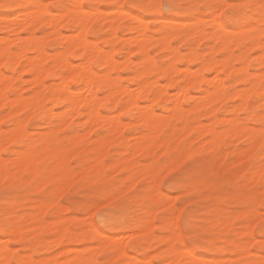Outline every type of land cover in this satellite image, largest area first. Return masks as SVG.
Here are the masks:
<instances>
[{"label": "rangeland", "instance_id": "obj_1", "mask_svg": "<svg viewBox=\"0 0 264 264\" xmlns=\"http://www.w3.org/2000/svg\"><path fill=\"white\" fill-rule=\"evenodd\" d=\"M37 2L38 0H0V41H1L0 48L3 47L4 44L8 41V45L12 48V52H15L18 49L20 50L19 48L21 46L20 44L22 43V40H25L23 42L26 43L27 41L29 43L26 44V51L28 52L26 53L27 56L29 57L30 54L33 53H35V55H37L39 52L45 53L46 52L45 50H47V52L45 53L46 56L43 55L42 53L41 54L39 53L40 57L39 54L37 55L40 58L41 63L39 60H37L38 58H36L35 55H33L35 56L33 62H38L40 63V65L45 63V65H43L42 68H44L45 66V68L47 69H52L51 71L50 70L48 71L47 69L44 68L45 71L47 70L46 71L47 73L44 74L45 71L42 70V72L44 73L41 72L42 74L41 76H39L40 77L39 80L41 79V81H39V83L38 81L35 82V80H30L33 79V76L30 72V65L28 64V61L25 60V58H22L21 56L22 54L20 53V51H18L19 53L16 52L19 55L16 54L18 55V56L15 55L16 61L12 62L15 56L11 58L12 60L10 59L9 53L11 52L8 51L11 48L7 45V47L10 49L6 50L8 52V53L6 52L7 53L6 55L5 53L2 55V52L5 51L4 49H6L7 47L6 48L4 47L3 51H1L2 48L0 49L1 52L0 69L2 72H4L2 73L0 71V73H2V75L9 76V77L7 76L8 80L5 82L8 83V81L10 80L11 82L9 83L11 84L9 86H8L9 83L7 84L6 94L7 93L9 94V95L7 94V96L10 97L8 98V100L11 99L10 104L13 103L10 106V104L9 105L7 104L8 102L7 100L4 101L3 104L0 102V147H1L0 149L8 147L9 145L12 144L13 141L7 139V136H9L12 133L14 122L18 118L20 121H23L22 123L24 124V128L26 127V129L28 130V132L26 131L28 135L31 134L30 136L32 138V141H34V143L35 141H37L36 139H38V137H42L40 138L42 139V141L40 142L39 139L38 140L39 142L35 144L33 143L31 149H34L32 150L33 152L34 151L38 152L39 150H41L40 155L43 156L41 157L38 153L40 158L37 161L36 168H40L43 175H51L52 179L47 180L46 183H44L42 181L46 180L45 177L35 176L36 177L35 178L33 176L32 179L34 180V183L31 186L28 185L27 181L23 183L17 182V184L14 187L9 188L7 192H4L6 186L3 183H0V220L7 223L9 219H13L15 221V225L13 228L14 231L17 227L16 234H13V231L10 230L9 225H7L9 229V235H6L3 231H0V246H2L4 242H6L8 243L9 247L12 248L13 251H15L16 242L22 241L23 243L20 244L21 254L30 258L32 257L31 259L35 261V264H51L52 262H53L52 264H67L65 261L69 259V256L71 258L72 256H80L83 254L84 256L87 255L86 256L87 258H89L88 254H90V256L92 255L91 257H94L93 259L89 258V260L91 259L90 260L91 262L88 260L90 264H92L94 260L100 258L102 253L108 256L111 262H116L118 260L124 259L127 260L128 262H131V264H133L132 261H134V257H137L138 259H144L145 257L150 258V256H148L149 252H152L154 256L156 255V252L153 250L164 249L166 242L169 239L167 235H164L165 226L169 222L168 220L164 219V217L169 215V212H166L165 209L170 210L172 207L173 200L175 199V195L182 194L180 188L176 185H173L171 187H164L163 189H161L160 192H156L153 190L154 187H159L158 180L163 178L162 176H160L161 170L165 168L166 165H171V167L167 168L168 171H171L172 167H175V164H173V159H175L176 164H179L184 155L187 156L189 154H197L201 157L200 176L197 181H190L189 185H191L192 183H196L201 192V195L195 197V201L197 202H194L192 199H188L187 197H185V199L187 200L193 215L197 218L198 223L205 224L210 229L212 228L213 225H216V227L210 230L209 232L205 233L209 237V239L206 240L207 242L206 241L202 242L203 246L196 247L195 250L192 251V253L195 256H198V259L204 262V264H238V262L245 259H258L261 254V249L259 247H253V245L254 244L258 245L259 241L262 239L261 234L259 233V231H256L254 234L256 239L254 240L251 239L249 235H246V233H252L253 227L259 223V217L261 214L259 211L256 210L259 208V199L257 198L258 201L256 200L254 206H250L246 204L245 201L249 199V188L251 186L250 182L255 183V180L259 179V173H257L254 178L253 175L249 173L247 158H244L243 160L240 158H234V153L236 154L237 157L239 156L237 149L239 145L245 141L247 135L244 129H235L236 127L234 126V118L236 114L239 113L241 110V109H237L238 104L240 105V103H236V98L239 97L240 92L242 93L244 89H246L245 91L249 90L250 94L247 91L249 96L251 95L254 99L258 100L259 94H257L256 92H258L259 90L261 91L263 90L259 88L261 86V83L264 82V76H263L264 63H262V60L264 59L263 58L264 54L262 55L263 56L262 59L261 58L262 53L260 52V44L258 43L260 39L259 31L257 30L259 34L255 33L257 34L258 37H255L256 36L255 35L254 39L252 35L249 36V34L247 33L249 32V29L244 28L245 31L246 30L248 31L242 34L243 30H241V27L239 26H234L232 28H229L228 30L225 29L227 31L226 33L225 30H223L224 31L222 32L223 34L220 33V35H218L217 32L220 29L219 26L214 23L213 20L214 14H210L207 11L198 12L194 9H186L180 13L177 12H164L157 14L142 13L139 14V17H141L144 20V25H146L144 27L145 29L133 28L131 27V25L134 22L127 20L124 17L123 13L120 12V10L118 11L119 8L117 6H114V5L123 4L124 0H89L91 4L95 5L97 12L96 15L92 16L93 20L91 18L87 20L88 22L86 21V23L88 24L87 25L88 27H86V23H83L85 21L80 22L73 20L74 14L71 17L70 13H72V10L70 11L68 10L70 8L64 10V11L68 10L70 13L65 12L66 13L65 14L64 11H58V12H52L50 15L44 16L40 14L36 9L31 7L32 4ZM43 2L45 4L60 3V4L70 5L77 2V0H43ZM178 2L186 3V4H203V3L224 4L225 2V6H227L226 4H230V3L258 5V3H260V0H178ZM5 4H9L12 6L4 7L3 5ZM114 8H116L117 10ZM31 9L32 11H27ZM100 9H103L104 11L103 10L101 11ZM112 10H114L115 12L114 11L112 12ZM25 11L27 12L28 16H29V12H31V14L35 16V18H32L33 21L28 22V18L31 19V17L33 16L31 15V17H28L26 19V17L24 16L26 13L25 14L23 13ZM126 11H129V14L131 13L130 15L133 14H134L133 16L137 15V12L135 10H126ZM258 12H259L258 9H253L252 12L250 13V15L252 16V20L249 22L250 26L255 27L256 29L259 28V23H260V22L257 23V21H260L258 20L259 18ZM68 13L70 15H68ZM113 14L115 18H113ZM36 16L38 17L37 19ZM49 16H51V18H49ZM153 16H156L159 19H154ZM53 17H54V21L55 19L56 20L58 19L59 21L57 20V23L50 22L51 25H49L48 23L50 20L53 19ZM149 20H151V23H149ZM75 21L80 22V24L78 23L74 24ZM255 24L257 25L254 26ZM80 26L82 28H85L84 30H86L85 31L86 33H81V34L82 36L86 34L87 38L85 36L84 38L88 40V43L90 42L92 43L95 40V42L97 41L98 43L97 46H99V48L103 47V49L100 48L101 56H103L104 53L107 52V49H110L111 52L113 53L114 58H117L118 60L117 62L119 63L118 65L116 64V66L118 68H116L115 66L114 68H112V70L110 69L111 70L110 78H113L114 81L109 78L111 81H113V83L111 84L114 83L116 84L115 87H117V84L121 80L120 82L122 84L126 86L128 84L129 89L133 88L132 90L135 93L136 89H138L139 87V86L136 87V84L140 85V83L141 82L143 83L144 81H145L144 83H146L150 78L148 85H146L147 84L146 83L145 84L146 86L144 85L145 88L143 89L142 87L143 90H139V92L141 91L140 93L137 91V93L139 94L136 95L137 98L136 102L137 104L138 103L141 104L138 105L140 106V108L142 105H143L142 107H144V105L146 107L147 104V107L148 106L149 107L145 109L146 111H149V108L151 107V109L153 108L152 110L155 111L154 112L155 115L160 114V117L157 115L161 121L158 124V126L159 125L161 126L160 131L158 127L157 129L153 128L154 131H152V129H150L151 128L150 126L148 127L150 129L148 132L147 126L145 127L144 124L140 122V120H138V118H136L134 115H130L129 112H127L128 110L123 109L121 111V109L123 108L122 102L127 97L126 94L122 92H121L122 94H120L118 93V91L117 93L115 92L117 95L116 94L112 95V98L114 97L112 100L113 103L115 101V104H113L110 101V103H107L108 105L105 104L107 106L106 108V106L104 107V104H102L103 102H101L99 104L100 106L98 107V110L102 113V115H104V117L105 116L108 117V118H104L105 120L110 119L109 123L112 122V120L115 121V118L111 119L113 115H116L117 117L119 115L120 117L119 120L121 121L120 124L123 123L122 125L119 126L121 129L120 128L115 129V127L112 126V124L108 126V122H107L108 120L105 121L103 118L100 121L98 120L99 119L98 118L96 124L93 122H88L87 120L88 117H86L87 113H85L86 111L84 109H82L83 112L85 111L84 113L83 112L76 113L75 115L71 114L73 116L66 115V117L63 116L62 119L61 116H59L58 118H60V120L57 118H53L52 121H49V119H47V117L45 116L39 117L37 116V114H31V112L28 111L29 108L26 109L24 108L23 110H21L22 108L18 106L20 110L18 109L17 107L18 104L15 103L16 97L18 98L22 97V99L20 98L21 100L24 99L26 100V98L29 97V99L31 98V102L34 106L36 105L40 107L46 105L49 106L51 103L47 102V100L44 99L43 95L40 94L43 91L45 92V95L48 94L52 86L54 87L56 84L58 85V83H60L58 80L59 78L56 76V74H54L57 72L54 70L59 71L60 69L58 67L60 68L63 67L65 60L68 59H70L68 61L69 63L72 64L73 62L74 66L73 65L72 66L75 68L76 66H79L75 64H79V61L81 63V61L85 59V57H87V54L88 55L90 54L89 52L91 51L89 49H87L88 50L87 52L86 49L84 48L80 49V46L78 48L77 47L74 48L75 51H77L76 53L78 54L75 55L74 53L76 57L72 55L73 52L68 53L67 51L68 55L65 54V56L63 54V52L66 53V49L68 47L73 45V40L75 39V37H77V35L75 36L74 32L77 33V31L81 29V28L79 29ZM217 26L218 28L215 29V27ZM19 27L22 28L20 29ZM142 29H144L143 32L145 34L143 32L141 34H143V36L147 35L148 40H150L149 42L147 40L148 42L147 44L143 42V45L146 44L144 46L148 48L147 50L149 53L148 56L150 57L149 59L151 60L146 59L148 58L146 57L148 53L144 55L145 53L142 54L141 50H140L141 55L139 53V48L137 46V43L140 37H142V39L141 38L140 39L143 40V36L142 35L138 36V34H140V30L142 31ZM81 31L83 32V29ZM201 31L202 33H200ZM219 32H221V30ZM164 33H166L165 34L167 35L166 37H164L165 36L163 35ZM172 33H174L175 35ZM240 33L244 35L243 37L247 36L245 40H241L243 38L241 37L242 35ZM237 34L241 35L240 36L241 39H239L240 37L237 36ZM31 36L34 37L33 39L31 38L32 41H30ZM215 36L217 37L215 38ZM223 36L227 37L228 40ZM28 37L29 39H27ZM63 37H67L68 40H66L65 42L66 38ZM73 37L74 39L72 40ZM134 37L137 40L133 42L132 38ZM168 37L170 38V42L167 41L169 39ZM9 38L12 42L9 40ZM62 38L64 39L63 40L64 42L62 41ZM219 38L222 40H219ZM146 39L147 38L145 37L144 41ZM224 41H226L227 44H225L226 43L225 42L223 45ZM95 42L93 44L90 43L89 45H94ZM252 43L253 44L255 43L254 46ZM41 46L43 47L41 48ZM94 46H96V44ZM110 46L112 48H110ZM135 46L137 47V50L133 51L134 49H136ZM170 46L171 47L174 46V47L168 50ZM216 47L219 48L218 51ZM37 48L39 49V52L38 51L35 52ZM146 48L143 49V52L146 51L145 50ZM92 49H98V48L93 47ZM130 49L132 50V53ZM190 51H192L193 55L191 54ZM61 52L64 57V60L63 57L60 56ZM13 54L15 53H12V55ZM150 55H152L155 60ZM251 55L252 57H249ZM2 56L4 57V59ZM57 56L59 57L58 60H57ZM143 56H145L146 58H144ZM60 57L62 58V60H60ZM126 58L127 60L129 58V60L127 61ZM206 59L209 61L211 60L212 62L211 61L210 62L214 66L218 64L216 63V61H218L219 63L221 62L222 67H220L221 65L218 64L217 66V68H219L218 72L216 70L217 68L214 69L216 66L213 69L206 68L205 70H203L205 78L207 77L208 79L209 78L211 79L212 77L211 80L213 82V80L220 77L221 80L220 82H222L223 80V83L221 84L225 86L220 84L221 86H219L220 88L218 89L224 91L221 97H218L217 100L210 101V103L207 104L206 106H198L195 103L199 100V99L197 100V98L201 99L205 95L204 90H206L208 86H209L208 89H212L213 87L212 82H209L211 80H208L207 78H206L207 80H205L204 78L205 80L204 81L202 79V76H200L201 73L203 72L199 66H201L202 64L204 65ZM3 60L5 62H2ZM30 60L32 62L31 58ZM172 60L173 62L174 60H176L174 63H172L173 65H171L170 63L172 62ZM222 60L224 62H222ZM121 61H123V63ZM150 61L151 62L153 61L152 64L153 66H151ZM7 62L8 64L9 63L11 64V68H9L10 64L8 65ZM214 62L216 64H214ZM55 63L59 66L55 65ZM99 63L100 62H98L97 59L94 58L92 60V65H91L92 68L94 67V70H96L98 74L102 73L101 75H103L106 71H107L106 73H108L109 69L107 68V66L104 64H100L101 65L100 66L98 65ZM200 63L201 65H199ZM222 63H226L224 68ZM242 63L244 64L246 63L245 65L247 67L246 66L245 67L247 70H245V68L244 70L240 69L241 70L240 72L239 68L237 67L240 68L243 67L244 65L241 66ZM26 64L29 68L26 66ZM175 64H177L179 68H176L177 70L173 68L172 70V66L175 67ZM231 64L232 67H230ZM168 66L170 68H168ZM53 67L56 68L53 69ZM184 67L185 68L191 67V70L189 71L190 72L193 71L195 74L199 72L198 69H200L201 73L199 72V74L197 73V75L191 72L192 74H194L195 77L197 76L199 78L196 79L197 77L195 78L193 75L190 77L191 74L188 73L189 75V76L187 75L188 77L195 78L192 80L193 82L191 81L190 83L187 80V82L189 83L188 84L185 81L187 76L184 79L180 78V76L181 77L183 76V72L181 71V69L183 70ZM220 68H222V70ZM143 69H147V70L142 72ZM169 69L172 70L171 71L172 73H174L173 75L171 73L172 75L171 77H170ZM178 69H180V71H178ZM196 69L197 71L195 72ZM174 70H176L177 72ZM52 71L54 73H51ZM66 72L67 71L64 72V75H66L65 74ZM116 73H118L120 76L117 75ZM259 73L261 74L260 78L262 76L263 77L261 78V81L255 82V80H258L257 78H259ZM10 74L12 75V77ZM43 74L45 76H43ZM68 74L69 73L67 72V75ZM129 75L131 77H129ZM217 75L218 77H215ZM156 76L158 78H154ZM241 76L243 78H240ZM66 77L68 82L72 85V87H75L74 80L68 79V76ZM118 77L120 79H118ZM237 77H239V80L237 79ZM103 78H105V75L103 76ZM103 78L101 76V79ZM115 78L117 82H115ZM109 79L107 81L105 79L106 84L108 82L110 83ZM155 79L160 82L161 86H163V89L164 88L166 89V92L165 89L163 90L165 94H161V90L160 93L158 92V88L160 89L161 87H159V84L157 85V82L154 85L153 80ZM200 79L203 80L201 81L200 84L201 87L198 85ZM134 80L136 83H134ZM167 80H169V82ZM32 81L37 84L33 83ZM250 81L252 82L254 81L255 84L251 83ZM151 82L153 84H150ZM3 83L4 82L2 81L1 83L2 86L4 85ZM109 83L108 85L110 86V89H112V87L114 88V86L111 87V84ZM184 83L186 85L188 84L187 89L189 91L187 90V94L189 92L190 94L186 95V97H184L183 99L180 91L182 92L181 87L185 85ZM250 83L252 84L251 85L252 90L249 89L251 88ZM122 84H119L121 85V88L122 86L124 87V85ZM253 84L255 85L254 87ZM133 85H135L136 88ZM126 86L125 88H127ZM203 87L206 88H204L203 90ZM3 88L1 87V89ZM106 89H107L106 86L100 88L98 90V96L100 95L99 97L101 98L106 97L109 93ZM156 89H157L156 94L157 92L160 94L159 97L152 96L153 90L155 93ZM145 90L146 91L149 90L148 91L149 93L148 92H147L148 94L145 93L146 92ZM175 90L177 91L179 90V91L176 93ZM38 91L39 93H36ZM114 91L112 89V92ZM44 92L42 94H44ZM233 92L235 93L233 94ZM178 93L179 95H176ZM173 94H175L176 98L180 96V98L177 100L178 101L180 100L179 102H181L182 105L181 104L179 105L183 106L181 107L182 108L181 112L179 107L177 108L179 109V111L176 109V112L177 114L179 112V115H176V113L171 112L172 109L174 111V107L170 109L171 110L170 113H172L175 116L170 115L169 110H166V108L164 107L162 108L163 105L166 106L168 104L167 105L168 108L171 107L170 105L174 104V102L172 101V99L174 100ZM38 96L39 99L37 100ZM146 96H150V98L155 97L157 99L152 101V99ZM156 96H158V94ZM248 97L247 100H245L246 101L245 104L251 103ZM43 100H45V102ZM36 101L37 104H35ZM176 103L178 104V102ZM5 104L8 106H6ZM230 104L232 105V107H229ZM13 105L15 107H12ZM50 106H52V110L54 109L56 112L58 111L63 112L61 110L66 111L68 109L67 106H65L66 107L65 108L64 105L56 104V103H52ZM260 107H261L260 103L253 104V108L257 112H259ZM114 112L119 114H115ZM109 115L111 118L109 117ZM16 116L17 118H15ZM227 116L229 117L227 118ZM101 117L102 116H100V118ZM202 122L203 124L205 123L204 124L205 126L203 127H202L203 125ZM193 124L195 125L193 126ZM88 125H91V127ZM211 125L216 130L218 129L217 131H221L222 129H224L225 131L226 127L227 130H229L228 128L230 126L232 127L234 126V128L231 127V129H235L236 132L227 131L224 132L225 134L226 133L227 134L223 135L222 133L223 130H222L220 135H222L223 138H221V141L217 145H214L212 144L213 142H211L209 139L210 135L207 133V131H205V129L207 130V128H211L212 127ZM111 126L114 128H112ZM190 126H192L193 129ZM199 127L200 128L202 127L203 129L199 130ZM88 128L91 131L89 130V132H87ZM46 129L48 130L46 131ZM117 129H120L118 130V132L120 133L117 132L118 134L114 135ZM22 130L24 129L22 128ZM111 130H115V131L112 132ZM157 130L159 132H157ZM250 131L252 133L253 132L255 133V130H250ZM65 132L69 134L66 135ZM150 132H152L154 135L151 133L152 135H149L150 138L149 136H147L148 137L147 138L145 135L150 134ZM137 134L139 135L143 134V135L141 137ZM137 136H139V138H142L143 140L139 138L138 139L144 141V143L142 142L143 146L141 143L139 147L134 148L136 145L135 143L139 142ZM152 136H154L152 138L153 140L151 139ZM143 137H145L146 139ZM102 138L103 139L107 138V139H105L104 141L106 142L102 143L101 145ZM2 139L5 140L2 141ZM98 140L100 143H98ZM107 140L109 141V144H107L108 143ZM156 142H158L159 144ZM44 145L48 147L46 148L45 146L43 148ZM258 146L259 145H257V147ZM38 147H40V149H38ZM59 147H60V154L57 152V148ZM133 149H135L134 152ZM63 153L64 155H62ZM180 153H182L183 156H181ZM98 154L100 158H98L97 160L96 157H98L97 156ZM59 155L61 158L62 157L65 158V159L62 158L63 159L62 161H65L62 162L64 163L63 165H60L61 162L58 161ZM55 158L58 160H56V162L51 167H48L45 170V165L48 163V161H52ZM73 158H75V164L70 167L69 162L73 161ZM162 160L165 161V164L160 163V161ZM105 161H111V163L106 164ZM145 161H147V163H145ZM58 162L60 164H58ZM3 163H6V161H3ZM120 166L123 168H121ZM74 168H78V171L74 170ZM2 179L3 177H0V180ZM137 181H141L143 187L140 188L139 185H137V190L135 192L130 191L133 188V185H135ZM205 181L208 183H206ZM97 182L102 183L104 186L108 188V193L103 203H100L99 199L96 196H93L91 194H84L88 192V189L91 185ZM9 183H12L11 178L9 179ZM46 185L50 188L49 197L48 200L45 201L46 204L44 203L45 205L44 204L41 205V203H43L44 200L37 199L36 193L38 192V190L44 189ZM124 185H127V187H124L123 191H121V188ZM189 190H191V187H189ZM69 192L72 193L71 197L65 199L64 203H60L61 197H65V195ZM222 194L224 196H222ZM253 195L258 197L259 193H253ZM75 201H80V203L77 204L75 203ZM89 201H92V203H89ZM145 204L148 205V208H145L143 206ZM95 207L96 209H94ZM181 207H183V205H181ZM133 209L135 210L134 215L141 219H139L136 222H129L128 217L133 214ZM146 209H150L149 211H151V213L147 214L145 212ZM153 210H155V213L153 212ZM98 211L102 213L105 217L116 216L117 214L121 215L120 217L122 220L121 226L115 227V226H106L104 224H101L94 215ZM177 215H179L178 210H177ZM151 216L153 218L150 221ZM58 217L61 218L58 220L57 219ZM222 219L224 220L226 219L227 221H225L224 224H221ZM60 220L65 225L68 226L69 231L67 236L63 238L62 242L58 243L56 242L57 241L56 236L58 234L56 223ZM157 221H159V223H157ZM37 223H39L41 226H39V224ZM92 223L98 226L99 231H94L93 229H90V227H92ZM33 224H35L36 226L35 228ZM227 224L228 227L226 229ZM31 225L33 226L31 227ZM146 226H148L147 229ZM39 227H41L40 230ZM248 227L251 230V232L250 230H248ZM245 230L247 231L245 232ZM241 231L244 233H242ZM131 232L132 234H134L133 232H138L139 234L137 235L135 233L136 235L131 236L130 235ZM153 232H155L156 234H153ZM15 236H17L18 239H15L16 238ZM110 236L111 237L113 236V238L115 237V239L112 240ZM117 236L118 237L120 236L119 238L121 240L123 239L122 240L123 242H121ZM109 239H111L112 241L111 243H109L110 242ZM116 239L117 241L119 240L120 243L114 241ZM107 240H109V242ZM251 240H254V242L251 243L250 242ZM130 241H133L134 243L130 244L129 243ZM123 243H124L123 246L124 249H125V245H129V246L127 247V249H125V255L119 256L117 255L118 252L117 245L118 244L122 245ZM87 246H89L88 248H90L91 246L92 247L88 249ZM67 247L68 248L72 247L73 249L74 248L75 249L73 251H68ZM83 247L86 249L83 250L84 249ZM8 255L11 258V254L9 253ZM0 257H1V250H0ZM45 258H46V263H45ZM42 260H44V262ZM140 263H141L140 260H137L135 262V264H140ZM87 264L89 263L87 262Z\"/></svg>", "mask_w": 264, "mask_h": 264}, {"label": "snow or ice", "instance_id": "obj_2", "mask_svg": "<svg viewBox=\"0 0 264 264\" xmlns=\"http://www.w3.org/2000/svg\"><path fill=\"white\" fill-rule=\"evenodd\" d=\"M4 7H11L12 5L5 4ZM119 8L127 20L133 21L131 25L133 28H143L144 20L139 18V14L142 13H164V12H183L186 9H194L196 11H207L213 15L214 23L219 26L221 31L225 29L232 28L234 26H239L242 28L249 29L248 34L254 35L258 30L260 33V39L258 43L260 44V52L264 54V0H260L258 5L254 4H224L219 3H203V4H186L178 2V0H124L123 4L114 5ZM32 8L36 9L40 14L47 16L52 12L64 11L70 8L74 14V20L76 21H87L96 15L95 5L91 4L89 0H77L73 4H60V3H49L45 4L43 0H38L37 3L31 5ZM253 9H258L259 11V28L256 29L250 26V21L252 16L250 13ZM135 10L137 12L136 16L130 15L129 11ZM113 18H115L113 14ZM154 19L158 17L153 16ZM151 23V20H149ZM264 63V60H262ZM251 67V66H250ZM239 79V77H237ZM261 89H264V82L261 83ZM241 97L236 98V103H240ZM251 103L244 104L240 112L236 114L234 118V126L237 129H244L247 133L246 139L241 143L237 149L239 156L237 157L234 153V158L244 159L247 158V164L249 172L255 178V175L259 173V179L255 180V183H251L249 188V199L245 201L246 204L254 206L257 198L259 199V208L256 209L260 212L259 223L253 227L252 233H246L251 239H254L255 232L259 231L262 239L259 241L258 245L254 244L253 247H259L261 249V254L258 259H245L238 264H264V91L259 94L258 100L254 99L251 95L248 97ZM260 103L261 107L259 112L254 110L253 104ZM229 107H232L230 104ZM258 117V119H257ZM250 130H255L252 133ZM27 131V129H25ZM65 134H69L65 132ZM257 145H259L257 147ZM183 156L182 153H180ZM0 161H6L4 164H0V183H3L6 188L5 192L9 188L14 187L17 182L23 183L28 182L31 186L34 183L32 179L33 176H42L40 168L33 169L32 161L33 156L31 149L29 147V142L27 137H23L19 140H13L12 144L8 147L0 149ZM43 163V162H41ZM55 162L48 161L45 165V170L51 167ZM106 164H110L111 161H105ZM147 163V161H145ZM161 164H165V161H160ZM75 164V158L73 161L69 162V166ZM173 164L171 171L167 168L171 165H166L165 168L161 170L160 176L163 178L159 180V187H154V191L160 192L164 187H171L176 185L180 188L181 195H175L171 209H165L169 212V215L164 217L168 220V224L165 226L164 235L169 237L168 241L163 250L155 249L156 255H152V252L148 253L151 259L145 257L142 264H204V262L192 258L191 253L196 247H202L204 241L208 240L209 237L205 234L210 230L214 229L216 225H213L210 229L205 224H200L197 222V218L193 215L191 208L188 205L187 200L192 199L194 202L195 197L201 195V192L196 183L189 185L190 181H197L200 176L201 171V157L197 154H189L184 156L179 164L175 163L173 159ZM78 171V168H74ZM11 178L12 183H9ZM115 179V178H114ZM137 185L140 188L143 187L141 181H137L133 188L130 190L135 192L137 190ZM127 185L122 186L123 188ZM191 187V190H189ZM50 188L46 185L44 189L38 190L36 193V198L39 200L47 201L49 197ZM108 193V188L102 183L97 182L91 185L87 193L96 196L100 203L104 202ZM253 193H259V196L253 195ZM71 192L67 193L65 197H61L60 203H64L65 199L70 198ZM79 204L80 201H75ZM92 203V201H89ZM183 205V207H181ZM148 208V205H143ZM150 210V209H148ZM177 210H179V215H177ZM133 214L128 217L129 222L138 221L139 217ZM96 219L106 226H120L122 221L120 218L108 219L99 211L94 214ZM159 223V221H157ZM2 230L6 235H9V229L7 223ZM153 234H156L153 232ZM11 239V237H10ZM22 241L16 242V250L13 251L9 247L8 243L3 245L4 258L0 259V264H35L30 257L22 255L20 252V244ZM133 244V241L129 242ZM129 245H125L127 249ZM8 253H11V258H9ZM92 264H130L127 260L121 259L116 262H111L109 257L101 254L99 259H96Z\"/></svg>", "mask_w": 264, "mask_h": 264}, {"label": "bare ground", "instance_id": "obj_3", "mask_svg": "<svg viewBox=\"0 0 264 264\" xmlns=\"http://www.w3.org/2000/svg\"><path fill=\"white\" fill-rule=\"evenodd\" d=\"M259 2V1H258ZM76 3V2H75ZM227 3V2H226ZM223 4V3H222ZM259 4V3H258ZM224 5H225V2H224ZM227 5V4H226ZM117 8V7H116ZM116 8H114V9H116ZM96 9V8H95ZM112 9V8H111ZM69 11L71 10V9H68ZM64 11V13L65 12H69V11ZM99 10V9H98ZM101 11L103 10V9H100ZM117 10V9H116ZM27 11H32V9L31 10H27ZM104 11V10H103ZM114 10H112V12H113ZM118 11H119V9H118ZM34 12V11H33ZM58 12V11H57ZM97 12V11H96ZM115 12V11H114ZM121 12V11H120ZM119 12V13H120ZM19 13V12H18ZM21 13V12H20ZM25 15V17H26V19L28 18V17H31V12H29V16L27 15V12L25 11V12H23ZM70 13V12H69ZM68 13V15H70L71 14V17H72V15H73V13H70L69 14ZM117 13V12H116ZM259 13V12H258ZM66 14V13H65ZM131 14V13H130ZM14 15H15V13H14ZM18 15V14H17ZM27 15V16H26ZM134 15V14H133ZM19 16V15H18ZM23 16V15H22ZM33 16V15H32ZM51 16H53V15H51ZM51 16H49V18H51ZM74 16V15H73ZM14 17V16H13ZM25 17H24V19H25ZM54 17H56V16H54ZM54 17H53V21L52 20H50L49 21V25H51L50 24V22H56L57 23V20L55 19V21H54ZM70 17V18H71ZM256 17V16H255ZM32 18H35V16H33V17H31V19ZM38 17L36 16V19H37ZM48 18V17H47ZM140 19H142L141 17H139ZM207 18H209V17H207ZM30 18H28V22H31V21H33V19L31 20H29ZM36 19H34V20H36ZM159 19V18H158ZM257 19V18H256ZM74 20V19H73ZM72 20V21H73ZM92 20H93V18H92ZM91 20V21H92ZM258 20H259V18H258ZM24 21V20H23ZM59 21V20H58ZM147 21V20H146ZM169 21V20H168ZM175 21V20H174ZM185 21V20H184ZM191 21V20H190ZM36 22V21H35ZM66 22V21H65ZM76 22V21H75ZM74 22V24H80V22H76L75 23ZM88 22V21H87ZM256 22V21H255ZM258 22H260V21H257V23ZM83 23H86V21L85 22H83ZM180 23H181V21H180ZM26 24V23H25ZM31 24V23H30ZM36 24V23H35ZM58 24H59V22H58ZM58 24H57V26H58ZM73 24V25H74ZM145 24H147V23H145ZM184 24V23H183ZM252 24V23H251ZM54 25V24H53ZM85 25V24H84ZM84 25H83V27H84ZM88 24L86 23V27H88L87 26ZM253 25V24H252ZM257 24H255L254 26H256ZM48 26V25H47ZM55 26H56V24H55ZM78 26V25H77ZM112 26H114V25H112ZM146 26V25H145ZM144 26V27H145ZM143 27V28H144ZM20 28V27H19ZM22 28V27H21ZM20 28V29H21ZM71 28V27H70ZM81 28V29H80ZM110 28V27H109ZM115 28V27H114ZM216 28H218V26L217 27H215V29ZM255 28V27H254ZM35 29V28H34ZM79 29L80 30H76L77 31V33H79V34H77V33H75L74 32V34H75V36L77 35V37H75V39H74V37L72 38V40H73V45L72 46H70V47H68L67 49H66V53L65 52H63V54H64V56H65V54H67L68 55V53L70 52V53H72L73 52V56L74 57H76L75 55H78L76 52L77 51H75V47H79L80 46V49H86V51L88 52V50L87 49H89L91 52H89L90 54L88 55L87 54V57H85V59H83L82 61H81V63H80V61H79V64H75V65H79V66H76L75 68L73 67L74 66V64H73V62H72V64L71 63H69L68 61L70 60V59H68V60H65V63L63 64V67H58L60 70L59 71H57V70H54V71H56L57 73H54L53 71L51 72V73H54V74H56V76L59 78L58 80H59V82L60 83H58V85L56 86H52V88H51V90L49 91V93L48 94H46L45 95V92H44V94H40V95H43V97H44V99L45 100H47V102H50L51 104L52 103H56V104H61V105H64V107L65 106H67V110L66 111H64V110H61V111H63V112H56L54 109V112H53V110H52V106H48V105H46V106H43V107H40V106H38V105H36V106H34L33 104H32V102H31V98L29 99V97H27L26 98V100L24 99V100H21L22 99V97H20V98H18V97H16V102L15 103H17L18 105H17V107L19 106V107H21L22 109L21 110H23L24 108L26 109V108H29L28 109V111H30L31 112V114H37V116H39V117H47V119H49V121H52V119L53 118H57V119H59L60 120V118H58L59 116H61V119L63 118V116L64 117H66V115L67 116H69V115H71V114H73V115H75L76 113H82L83 112V110L82 109H84L85 111V113H87V116L86 117H88V122H93V123H95L96 124V121H100V120H102V118L104 119V118H108V117H104V115H102V113L98 110V107L100 106L99 104L101 103V102H103L102 104H104V107L106 106V105H108L107 103H110V101L113 103V98H112V95L113 94H116L117 93V91H118V93H120V94H122V93H124V94H126V99H124L123 100V104H122V106H123V108L121 109V111L124 109V110H128L127 112H129V114L130 115H134L136 118H138V120H140V122H142L143 124H144V126L146 127L147 126V128L148 127H150L151 126V128L150 129H152V131H154L153 130V128H155V129H157V127H158V129H159V131H160V128H161V126L159 125L158 126V124H159V122H161L160 121V114H157V115H155V111L154 110H152L151 109V107L149 108V111H146L145 109L146 108H148L147 107V104H146V102H145V104H146V107H145V105H144V107H142L141 106V108H140V106H138V105H141V104H137V98H136V95H138L140 92H139V90H143L144 88H145V86L146 85H148V82H149V79H148V82H146V83H140V85L138 84H136V87L137 86H139L138 87V89H136V91H135V93H134V91L132 90L133 88H131V89H129L128 88V84H127V86L126 85H124V84H122L120 81H119V83L117 84V87H115V83L114 84H111V83H113V78H110L111 76V74H110V71L112 70V68H114L115 66H116V64L118 65V63L119 62H117L118 60H117V58H114V56H113V53L111 52V50L110 49H107V52H105L104 50V55L103 56H101L100 54H101V50H100V48H99V46H97V41L95 42V40H94V42H95V44H96V46H94V45H89L90 43H88V40L86 39L87 38V36H86V34L84 35L86 38H84V36H82V34L81 33H86L85 31L86 30H84L85 28H82L81 26L79 27ZM83 29V32L81 31ZM145 29V28H144ZM144 29H142V31L140 30V34H138V36H143V34H141L142 32H143V30ZM246 29V28H245ZM115 30V29H114ZM204 30V29H203ZM202 30V31H203ZM228 30V29H227ZM237 30V29H236ZM239 30H240V28H239ZM238 30V31H239ZM241 30H243V33L242 34H244L245 32H247L248 30H244V28L242 29V27H241ZM80 31V32H79ZM202 31L200 32V33H202ZM205 31V30H204ZM220 31V30H219ZM218 31V32H219ZM113 32H115V31H113ZM217 32V34L218 35H220V33L221 34H223L222 32H224V31H221V32H219L218 33ZM227 31L225 30V33H226ZM57 33V32H56ZM144 33V32H143ZM197 33V32H196ZM230 33V32H229ZM248 33V32H247ZM246 33V34H247ZM255 33H257V34H259L258 33V31L257 32H255ZM19 34V33H18ZM60 34V33H59ZM72 34V33H71ZM70 34V35H71ZM73 34V35H74ZM81 34V35H80ZM116 34V33H115ZM145 34V33H144ZM148 34V33H147ZM166 33H164L163 35H165ZM172 34H174V33H172ZM241 34V33H240ZM238 35L237 34V36H241V35ZM257 34H254V35H252V37H253V39H254V36L255 37H258L257 36ZM27 35V34H26ZM72 35V36H73ZM132 35V34H131ZM136 35V34H135ZM153 35V34H152ZM175 35V34H174ZM210 35V34H209ZM16 36H18V35H16ZM21 36V35H20ZM62 36V35H61ZM65 36H66V34H65ZM109 36V35H108ZM120 36V35H119ZM130 36V35H129ZM161 36V35H160ZM167 35H165L164 37H166ZM169 36V35H168ZM171 36H173V35H171ZM244 35H242L241 37L243 38V39H241V37L239 38V39H241V40H245L246 39V37L247 36H245V37H243ZM250 36V35H249ZM4 37V36H3ZM24 37V36H23ZM22 37V38H23ZM26 37V36H25ZM36 37V36H35ZM121 37V36H120ZM132 37V36H131ZM131 37H130V39H131ZM145 37L147 38L145 41H144V39H145ZM170 37V36H169ZM168 37V38H169ZM199 37V36H198ZM197 37V38H198ZM217 36H215V38H216ZM224 37V36H223ZM228 37H229V35H228ZM6 38H8V37H6ZM5 38V39H6ZM16 38V37H15ZM31 38L33 39L34 37H30V41H32L31 40ZM63 38H66L65 39V42H66V40H68L67 39V37H63ZM62 38V41L64 40ZM68 38H69V36H68ZM135 38V37H134ZM132 38V41L134 42V41H136L137 39L135 38ZM139 38V37H138ZM141 39H142V37H140ZM138 39V43H137V46H138V48H139V53H140V50L142 51L141 53L143 54V53H145L144 55H146L147 53H148V48H146V46H144V45H146L150 40H148V36L147 35H145V36H143V40H141V39ZM151 38V37H150ZM171 38V37H170ZM170 38L167 40L168 42H170ZM212 38V37H211ZM224 38H227V37H224ZM251 38V37H250ZM2 39V38H1ZM18 39V38H17ZM27 39H29V37L27 38ZM134 39V40H133ZM199 39V38H198ZM238 39V40H239ZM7 40V39H6ZM9 40H10V38H9ZM20 40V39H19ZM40 40V39H39ZM128 40V39H127ZM140 40H141V42H140ZM147 40H148V42H147ZM216 40V39H215ZM219 40H222V39H220L219 38ZM227 40H228V38H227ZM226 40V41H227ZM258 40V39H257ZM257 40H256V42H257ZM11 41V40H10ZM23 41H25V40H22V43L20 44L21 46L19 47L20 48V50L18 49L17 51H15V52H12V48L8 45V41L4 44V46L3 47H1L2 48V50L1 51H3V49H4V47L6 48L7 47V45L11 48H6V49H4L5 51H3L2 52V55L5 53V55L8 53V52H11V53H9L10 54V59L13 57V56H15L16 54H18L19 52L18 51H20V53L22 54L21 56H22V58H25V60H27L28 61V64L30 65V72H31V74H32V76H33V79H30V80H35V82H37L38 81V83H39V81H41V79L39 80V76H41V74L42 73H44V72H42V70L43 71H45L44 70V68H45V66H44V68H42L43 67V65H45V63L44 64H41L40 65V63H41V61H40V54L42 53H40L39 52V49L37 48V50L35 51V52H39L38 54H39V57L37 56V55H35V53H33V54H30V58L32 59V62H31V60H30V58L27 56V54L26 53H28L27 51H26V44L28 43L27 41H26V43L25 42H23ZM29 41V42H30ZM61 41V40H60ZM131 41V42H132ZM226 41H224L223 42V45H224V43L226 42ZM1 42V41H0ZM12 42V41H11ZM11 42H9V43H11ZM64 42V41H63ZM94 42H92L91 44H93ZM132 42V43H133ZM143 42L144 43H146V44H144L143 45ZM167 42V43H168ZM31 43V42H30ZM38 43V42H37ZM40 43V42H39ZM29 44V43H28ZM114 44V43H113ZM134 44V43H133ZM169 44V43H168ZM199 44V43H198ZM225 44H227V42L225 43ZM253 44V43H252ZM255 44V43H254ZM254 44H253V46H254ZM6 45V46H5ZM18 45V44H17ZM39 45H41V44H39ZM222 45V44H221ZM89 46H90V48H89ZM101 46V45H100ZM144 46V47H143ZM178 46V45H177ZM252 46V47H253ZM256 46V45H255ZM258 46V45H257ZM39 47V46H38ZM43 46H41V48H42ZM94 47H96V48H98V49H92V48ZM136 47V46H135ZM148 47V46H147ZM174 47V46H173ZM173 47H169L168 48V50L169 49H171V48H173ZM208 47H210V46H208ZM223 47V46H222ZM0 48V49H1ZM110 48H112L111 46H110ZM114 48H116V47H114ZM144 48H146L145 50L147 51H145V52H143V49ZM217 48V47H216ZM234 48V47H233ZM11 51H10V50ZM32 49H33V47H32ZM73 49V50H72ZM101 49H103V47L101 48ZM131 49H133V48H131ZM130 49V50H131ZM218 49L219 48H217V51H218ZM6 50H9L8 52L6 51ZM31 50V49H30ZM110 50V51H109ZM115 50V49H114ZM135 50H137V47H136V49H134L133 51H135ZM41 51V50H40ZM46 52H47V50H45ZM63 51H64V49H63ZM67 51H68V53H67ZM79 51V50H78ZM112 51H113V49H112ZM189 51V50H188ZM7 52V53H6ZM16 52H18V53H16ZM45 52V53H46ZM87 52H85V53H87ZM191 52V54H192V51H190ZM189 52V53H190ZM204 52V51H203ZM202 52V53H203ZM215 52H216V50H215ZM1 53V52H0ZM12 53H15V54H13L12 55ZM45 53H42L43 55H45ZM74 53H75V55H74ZM80 53V52H79ZM103 53V52H102ZM131 53H132V50H131ZM130 53V54H131ZM141 53H140V55H141ZM201 53V54H202ZM229 53V52H228ZM228 53H227V55H228ZM4 55V56H5ZM19 55V54H18ZM18 55H16V56H18ZM33 55H35L36 56V58H38L37 60H39L40 61V63H38V62H33V59H35L34 57L35 56H33ZM42 55V56H43ZM58 55H59V53H58ZM66 55V56H67ZM129 55V54H128ZM149 55V53L146 55V57H148V58H146L145 56H143L144 58H146L147 60H151V59H149L150 57L148 56ZM193 55V54H192ZM254 55V54H253ZM263 54H261V58L263 57L262 56ZM8 56V55H7ZM6 56V57H7ZM16 56L13 58V60H12V62L13 61H16ZM46 56V55H45ZM60 56L61 57H63V55H62V52H61V54H60ZM152 58H153V56L152 55H150ZM188 56V55H187ZM189 56H190V54H189ZM188 56V57H189ZM212 56H213V54H212ZM257 56V55H256ZM3 57V56H2ZM33 57V58H32ZM55 57H56V55H55ZM60 57V60H62V58ZM77 57H79V56H77ZM142 57V58H143ZM216 57V56H215ZM215 57H213V58H215ZM249 57H252V55L251 56H249ZM19 58V57H18ZM21 58V57H20ZM69 58V57H68ZM94 58H96L97 59V61L98 62H100L98 65H100V64H104V65H106L107 66V68L109 69V71H108V73H104L103 75H101L100 73L98 74V72H96V70H94V67L92 68V60L94 59ZM143 58V59H144ZM217 58V57H216ZM258 58H259V56H258ZM264 58V57H263ZM262 58V59H263ZM3 59H4V57H3ZM59 59V57L57 56V60ZM154 59V58H153ZM173 59V58H172ZM184 59V58H183ZM219 59V58H218ZM221 59V58H220ZM242 59H243V57H242ZM261 59V60H262ZM8 60H9V58H8ZM24 60V59H23ZM46 60V59H45ZM63 60H64V57H63ZM126 60H127V58H126ZM128 60H129V58H128ZM127 60V61H128ZM131 60V59H130ZM155 60V59H154ZM187 60V59H186ZM185 60V61H186ZM200 60V59H199ZM202 60V59H201ZM214 60H216V59H214ZM257 60V59H256ZM264 60V59H263ZM21 61V60H20ZM26 61V62H27ZM125 61V60H124ZM138 61V60H137ZM144 61H146V60H144ZM176 60H174V62H175ZM205 61V60H204ZM211 61V60H210ZM209 60H207L206 59V62H204V65L202 64L201 65V63L199 64V65H201V66H203V67H201V66H199L200 68H201V70H202V72H203V70H205L206 68H214L215 66V68L214 69H216L217 68V66H218V64H220L221 65V62L219 63L218 61H216V63H218V64H216L215 62H214V64H216L215 66L213 65V64H211V62H210ZM221 61V60H220ZM2 62H5L4 60L2 61ZM43 62H45V61H43ZM58 62V61H57ZM117 62V63H116ZM122 63H123V61H121ZM120 62V63H121ZM126 62V61H125ZM151 62V61H150ZM173 62V60H172V62H170L171 63V65H173L172 63H174ZM187 62V61H186ZM222 62H224L223 60H222ZM226 62V61H225ZM245 62V61H244ZM247 62V61H246ZM1 63V62H0ZM10 63H11V61H10ZM9 63V64H10ZM169 63V62H168ZM227 63V62H226ZM226 63H222L223 64V68H224V66L226 65ZM7 64H8V62H7ZM8 64V65H9ZM71 64V65H70ZM151 64V66H153L152 64H153V61L150 63ZM187 64V63H186ZM246 64V63H245ZM244 63H242L241 64V66L242 65H244L243 67H237V68H239V71L241 72V70L243 69L244 70V68H245V70H247L246 69V65H245ZM25 65V64H24ZM55 65H57L56 63H55ZM61 65H62V63H61ZM65 65V66H64ZM73 65V66H72ZM26 66H27V64H26ZM26 66H25V68H26ZM57 66H59V65H57ZM72 66V67H71ZM101 66V65H100ZM103 66V65H102ZM121 66H122V64H121ZM145 66V65H144ZM186 66V65H185ZM239 66H240V64H239ZM246 66V67H245ZM13 67H14V65H13ZM28 67V66H27ZM150 67V66H149ZM165 67V66H164ZM198 67V68H199ZM220 67H222V65L220 66ZM230 67H232V64L230 65ZM236 67V66H235ZM6 68V67H5ZM9 68H11V64H10V67ZM29 68V67H28ZM56 67H53V69H55ZM106 68V67H105ZM116 68H118L117 66H116ZM120 68V67H119ZM145 68V67H144ZM163 68V67H162ZM168 68H170L169 66H168ZM173 68L174 69H176V68H179V66H177V64H175V67L174 66H172V70H173ZM190 68V69H189ZM189 68H185L184 67V69L182 70L181 69V71L183 72V76L181 77L180 76V78H182V79H184L187 75H188V73L189 74H191L190 75V77L193 75L194 76V72L193 71H191L192 73H194V74H192L189 70H191V67H189ZM45 69H47V68H45ZM111 69V70H110ZM219 68H217L216 70H217V72L219 71L218 70ZM221 70H222V68H220ZM241 69V70H240ZM48 71L50 70H52V69H47ZM46 70V71H47ZM147 69H143V71L142 70H140V71H142V72H144V71H146ZM170 70V69H169ZM172 70H170L169 71V73H170V77L174 74V73H172L171 71ZM177 70V69H176ZM176 70H174V71H176ZM199 70V72L201 73V70L200 69H198ZM238 70V69H237ZM237 70H236V72H237ZM0 71H1V69H0ZM22 71V70H21ZM45 71V73L44 74H46L47 72ZM65 71H67L69 74L67 75V72L65 73L66 75H64V72ZM139 71V70H138ZM178 71H180V69H178ZM197 71V69L195 70V72ZM239 71H238V73H239ZM259 71V70H258ZM257 71V72H258ZM2 72V71H1ZM28 72V71H27ZM29 72V73H30ZM42 72V73H41ZM141 72V73H142ZM177 72V71H176ZM199 72H197L198 74H199ZM214 72H215V70H214ZM243 72V71H242ZM251 72V71H250ZM263 72V71H262ZM2 73H4V72H2ZM2 73H0V82L2 83V81L4 82L3 84V86H4V88H3V86H2V84L0 83V85H1V87L3 88V89H1V87H0V89L1 90H3V91H1L0 90V102L3 104V102L4 101H8L7 102V104L9 105L10 104V102H11V99L10 100H8V98H10L9 96H7V94H6V88H7V84L9 83V82H11L10 80L8 81V83L7 82H5V81H7L8 79H7V76L8 75H2ZM18 73V72H17ZM20 73V72H19ZM171 73H172V75H171ZM197 73L195 74V75H197ZM43 74V76H45ZM117 75H119L118 73H116ZM241 74V73H240ZM264 74V73H263ZM262 74V75H263ZM11 75V74H10ZM18 75V74H17ZM105 75V78H103V76ZM116 75V76H117ZM160 75V74H159ZM182 75V74H181ZM213 75V74H212ZM218 75H220V74H218ZM218 75L217 76H215V77H218ZM260 73H259V78H257L258 80H255V82L256 81H261V78L264 76H262L261 78H260ZM6 76V77H5ZM42 76V77H43ZM66 76H68V79H72V80H74V82H75V87H72V85L68 82V80H67V77ZM101 76H102V78L103 79H101ZM107 76H109V77H107ZM120 76V75H119ZM128 76V75H127ZM133 76V75H132ZM167 76H169V75H167ZM189 76V75H188ZM187 76V78L185 79V81L187 82V80H188V82L190 83L193 79H195V78H190V77H188ZM200 76H202V79L204 80V78H205V75H204V72L203 73H201V75ZM246 76V75H245ZM244 76V77H245ZM9 77V76H8ZM11 77H12V75H11ZM16 77V76H15ZM129 77H131L130 75H129ZM111 80H113V81H111ZM154 78H158L157 76L156 77H154ZM189 78V79H188ZM199 77H197L196 79H198ZM207 78V77H206ZM205 78V80H207ZM223 78V77H222ZM240 78H243L242 76L240 77ZM25 79V78H24ZM105 79H106V81L109 79L110 80V83L109 84H111V87L112 86H114V88L112 87V89H113V91L114 92H112V89H110V86L108 85V83L106 84V82H105ZM118 79H120L119 77H118ZM164 79V78H163ZM170 79V78H169ZM191 79V80H190ZM202 79H200V81H199V83H198V85L201 87V81H203ZM211 79H212V77H211ZM210 78L208 79V80H211ZM42 80H43V78H42ZM136 80V79H135ZM135 80H134V83H136L135 82ZM159 80V79H158ZM204 80V81H205ZM239 80V79H238ZM237 80V81H238ZM152 81V80H151ZM168 82H169V80H167ZM221 80H220V77L219 78H217V79H215V80H213V82H212V80L211 81H209V82H212V89H208V87H207V89L206 90H204V88H206V87H203V90H204V98L202 97L201 99L200 98H197V102H195L198 106H206L207 104H209L210 103V101H214V100H217V98L218 97H221V95L223 94V91L221 90V89H218V88H220L219 86H221V85H223V84H221V83H223V80H222V82H220ZM29 82V81H28ZM33 82V81H32ZM35 82H33V83H35ZM115 82H117L116 81V78H115ZM157 82V85L159 84V87H161L160 89L158 88V92L160 93V90H161V94H165L164 93V89H163V86H161V84H160V82L159 81H157L156 79L155 80H153V83H154V85H155V83ZM159 82V83H158ZM166 82V81H165ZM187 82V83H188ZM193 82V81H192ZM208 82V81H207ZM251 83H254L255 84V82L253 81H250ZM41 83V82H40ZM152 82L150 83V84H153ZM188 83V84H189ZM250 83V86L252 85ZM11 83H9L8 84V86L10 85ZM35 84H37V83H35ZM119 84H122V85H124V87L122 86V88H121V85H119ZM126 84V83H125ZM146 84V85H145ZM165 84V83H164ZM183 84V83H182ZM185 84V83H184ZM187 84V85H188ZM221 84V85H220ZM224 84H225V82H224ZM253 84V87L255 86ZM18 85V84H17ZM120 87H119V86ZM145 85V86H144ZM186 84L183 86V87H185V88H183V87H181L182 89V92L180 91V93H181V95H182V97H183V99H184V97H186V95H189L190 94V92L187 94V86ZM197 85V86H198ZM211 85V84H210ZM103 86H106L107 87V91L109 92H107L108 93V95L106 96V97H103V98H101V97H99L98 96V90L100 89V88H102ZM125 86L127 87V88H125ZM134 87H135V85H133ZM150 86V85H149ZM223 86H225V85H223ZM135 87V88H136ZM142 87H143V89H142ZM166 87V86H165ZM244 87V86H243ZM246 87V86H245ZM248 87V86H247ZM257 87V86H256ZM259 88H261V87H259ZM259 88H258V90H259ZM250 90H252V86H251V88H249ZM255 89V88H254ZM135 90V89H134ZM151 90V89H150ZM202 90V89H201ZM202 90V91H203ZM246 89H244L243 90V92L241 93L240 92V94H239V97H241L242 99H241V102H240V105L238 104V108L237 109H241L242 107H243V105L245 104V100H247V97L249 96V94H250V91L249 90H247L248 92H249V94H248V92L247 91H245ZM258 90H256V91H258ZM40 91V90H39ZM39 91L38 92H36V93H39ZM137 91L139 92V93H137ZM146 91V90H145ZM144 91V92H145ZM149 91V90H148ZM148 91H146L145 93H147ZM156 91H157V89L155 90V93H154V90H153V93H152V96H155V97H159L160 96V94L157 92V94H158V96H156L157 94H156ZM176 91V93L179 91H177V90H175ZM189 91V90H188ZM245 91V92H244ZM255 91V92H256ZM261 90H259L258 92H256L257 94H260L259 92H260ZM262 91H264V89L262 90ZM116 92V93H115ZM122 92V93H121ZM165 92H166V89H165ZM173 92V91H172ZM206 92V93H205ZM237 92V91H236ZM238 92H239V90H238ZM137 93V94H136ZM145 93H142V94H145ZM149 93V92H148ZM147 93V94H148ZM235 92H233V94H234ZM105 94H106V92H105ZM9 95V94H8ZM39 95V96H40ZM45 95V96H44ZM117 95V94H116ZM174 95V100L172 99V101L174 102V104H172V105H170L171 107H168L167 108V105L165 106V105H163L162 106V108L164 107V108H166V110H169V113H170V109H172L173 107H174V111H173V109H172V111L171 112H173V113H176V115H179V112H178V114H177V112H176V109L179 107V109H180V112L182 111L181 109V107H183V106H181L182 104H181V102H179L177 99H179L180 98V96L179 97H177L176 98V96H175V94H173ZM176 95H179V93L178 94H176ZM39 96H38V98H37V100L39 99ZM105 96V95H104ZM115 96V95H114ZM120 96V95H119ZM151 96V95H150ZM150 96H146V97H149L150 98ZM41 97V96H40ZM150 98V99H152V101H154L155 99H157V98ZM182 97H181V100H182ZM234 97V96H233ZM101 98V99H100ZM176 98V99H175ZM14 99H15V97H14ZM18 99V100H17ZM34 99H35V97H34ZM116 99H117V97H116ZM145 99V98H144ZM147 99V98H146ZM171 99V98H170ZM203 99V100H202ZM234 99V98H233ZM29 100V101H28ZM32 100H33V98H32ZM45 100H43L44 102H45ZM115 100V99H114ZM148 100V99H147ZM161 100V99H160ZM177 100V101H176ZM42 101V102H43ZM151 101V100H150ZM149 101V102H150ZM167 101V100H166ZM171 101V102H172ZM13 102V101H12ZM176 102H178V104L176 103ZM169 103V102H168ZM176 103V104H175ZM221 103V102H220ZM13 104V103H12ZM12 104H10V106L12 105ZM35 104H37V101L35 102ZM43 104V103H42ZM106 104V105H105ZM113 104H115V101H114V103ZM149 104V103H148ZM179 104H181V105H179ZM6 105V104H5ZM8 105H6V106H8ZM14 105H16V104H14ZM12 106V107H15V106ZM197 105H195V106H197ZM38 106V107H37ZM18 107V109L20 110V108ZM37 107V108H36ZM114 107V106H113ZM153 107V106H152ZM191 107V106H190ZM194 107V106H193ZM237 107V106H236ZM66 108V107H65ZM106 108H107V106H106ZM186 108V107H185ZM192 108V107H191ZM198 108V107H197ZM64 109V108H63ZM120 109H119V111H120ZM179 109H177L178 111H179ZM237 109H235V110H237ZM16 110H17V108H16ZM193 110V109H192ZM215 111V110H214ZM18 112V111H17ZM83 112V113H84ZM115 112H117V111H115ZM114 112V113H115ZM16 113V112H15ZM28 113V112H27ZM30 114V113H29ZM30 114V115H31ZM105 114V113H104ZM111 114H112V112H111ZM115 114H119V113H115ZM168 114V113H167ZM28 115V114H27ZM29 115V116H30ZM47 115H49V116H47ZM73 115H71V116H73ZM169 115V114H168ZM170 115H172V116H175V115H173L172 113H170ZM28 116V117H29ZM100 116H102L101 118H100ZM158 117V118H156V117ZM5 117H7V116H5ZM49 117V118H48ZM109 117H110V115H109ZM116 115H113V117L111 118V119H114L115 118V121L114 120H112V122H110L109 123V121H110V119L108 120V119H104L105 121H107L108 122V126L110 125V124H112V126H114L115 127V129L116 128H120L119 126L120 125H122L123 123H121L120 124V117H119V115H118V117H117V119H116ZM225 117V116H224ZM229 116H227V118H228ZM231 117V116H230ZM3 118V117H2ZM15 118H17V116L15 117ZM25 118V117H24ZM68 118V117H67ZM99 118V119H98ZM226 118V119H227ZM98 119V120H97ZM94 120H95V122H94ZM137 120V119H136ZM65 121V120H64ZM67 121H70V120H67ZM66 121V122H67ZM80 121V120H79ZM135 121V120H134ZM209 121H211V120H209ZM23 121H20L18 118L15 120V122H14V127H13V131H12V133L9 135V136H7V139H10V140H19V139H21V138H23V137H27L28 138V142H29V147H30V149L32 148L31 146H32V144L34 143V141H32V138H31V134L30 135H28V130H27V132L26 131H24L25 129H26V127L24 128V124L22 123ZM106 122V123H107ZM123 122V121H122ZM127 122H128V120H127ZM136 122H139V121H136ZM205 122V121H204ZM24 123H26V122H24ZM50 123V122H49ZM93 123H91V124H93ZM197 123V122H196ZM207 123V122H206ZM125 124V123H124ZM161 124V123H160ZM202 124H203V122H202ZM205 124V123H204ZM202 125V127L203 126H205V125ZM208 124V123H207ZM23 125V126H22ZM195 124H193V126H194ZM200 125V124H199ZM26 126V125H25ZM88 126H90L91 127V125H88ZM111 126V127H112ZM124 126V125H123ZM212 126V125H211ZM210 126V127H211ZM89 127V128H90ZM110 127V128H111ZM114 127H112V128H114ZM191 128H192V126H190ZM196 127V126H195ZM194 127V128H195ZM200 128L199 127V130H201V129H203V128ZM208 127V126H207ZM231 127L232 126H230L228 129L229 130H227V127H226V129H225V131H224V129H222L223 130V132H222V130L221 131H217L213 126L211 127V128H207V130L205 129V131H207V133L210 135V141L211 142H213L212 144H214V145H217L220 141H221V138H223L222 137V135H220L221 134V132L223 133V135H226L224 132H229V131H233V132H236V130L235 129H237V128H235V129H231ZM22 128L24 129V130H22ZM56 128V127H55ZM58 128V127H57ZM88 128V131L87 132H89V129ZM94 128V127H93ZM111 128V129H112ZM190 128V129H191ZM197 128H198V126H197ZM232 128H234V126L232 127ZM92 129V128H91ZM121 129V128H120ZM120 129H117V131L115 132V134L114 135H116V134H118V133H120V132H118V130H120ZM122 129H123V127H122ZM149 128L147 129L148 130V132H149V130H150ZM193 129V128H192ZM231 129V130H230ZM39 130V129H38ZM48 129H46V131H47ZM110 130V129H109ZM199 130H196V131H199ZM24 131V132H23ZM36 131V130H35ZM45 131V132H46ZM91 131V130H90ZM112 132H114L115 130H111ZM122 131V130H121ZM158 130H157V132H159ZM41 132V131H40ZM118 132V133H117ZM157 132H155V133H157ZM203 132V131H202ZM27 133V134H26ZM42 133H44V132H42ZM152 132H150V134H146L145 136L147 137V136H149V135H152L151 134ZM254 133V132H253ZM188 134V133H187ZM8 135V134H7ZM113 135V136H114ZM137 135H139V134H137ZM142 135L143 134H140L139 136H141L142 137ZM154 135V134H153ZM195 135H196V133H195ZM73 136V135H72ZM79 136H81V135H79ZM139 136H137V139L139 138ZM156 136V135H155ZM4 137V136H3ZM33 137V136H32ZM38 137V136H37ZM154 136H152L151 137V139L153 138ZM181 137V136H180ZM199 137H200V135H199ZM40 138H42V137H38V139H36L37 141H35V143H37V142H41L42 141V139H40ZM45 138V137H44ZM98 138V137H97ZM143 138H145V137H143ZM148 138V137H147ZM149 138H150V136H149ZM40 139V140H39ZM105 139H107V138H102V140H101V145H102V143H104V142H106V141H104ZM111 139V138H110ZM110 139H109V141H110ZM139 139H142V138H139ZM138 139V140H139ZM146 139V138H145ZM144 139V140H145ZM178 139H179V137H178ZM197 139V138H196ZM206 139V138H205ZM204 139V140H205ZM208 139V138H207ZM3 140H5V139H2V141ZM39 140V141H38ZM76 140V139H75ZM143 140V139H142ZM142 140H139V142H137V143H135L134 145H135V147L134 148H137V147H139L140 145H141V143L143 142L144 143V141H142ZM153 140V139H152ZM151 140V141H152ZM163 140H164V138H163ZM162 140V141H163ZM203 140V141H204ZM108 141V140H107ZM109 141H108V143L107 144H109ZM202 141V142H203ZM206 141V140H205ZM75 142V141H74ZM73 142V143H74ZM153 142V141H152ZM34 143V144H35ZM52 143H54V142H52ZM72 143V144H73ZM98 143H100L99 142V140H98ZM143 143H142V146H143ZM156 143H158V142H156ZM204 143V142H203ZM49 144H50V142H49ZM150 144V143H149ZM159 144V143H158ZM47 145V144H46ZM46 145H44L43 146V148L46 146ZM182 145V144H181ZM57 146V145H56ZM69 146V145H68ZM166 146V145H165ZM34 147V146H33ZM48 146H46V148H47ZM133 147V146H132ZM210 147V146H209ZM211 147H212V145H211ZM1 148V147H0ZM106 148V147H105ZM38 149H40V147H38ZM209 149V148H208ZM32 150H34V149H31V152H32V156H33V161H32V167H33V169L35 170V169H37L36 168V164H37V161L39 160V155H40V151L41 150H39L38 152L36 151H32ZM45 150V149H44ZM119 150V149H118ZM134 150L135 149H133V152H134ZM57 152L60 154V147L59 148H57ZM120 152H122V151H120ZM38 153H39V155H38ZM119 153V152H118ZM135 153H137V152H135ZM44 154V153H43ZM239 154V153H238ZM62 155H64V153L62 154ZM72 155H73V153H72ZM225 155V154H224ZM41 156V155H40ZM43 156V155H42ZM41 156V157H42ZM98 157H96V159L98 160V158H100L99 157V154L97 155ZM185 156V155H184ZM183 156V157H184ZM54 157V156H53ZM103 157V156H102ZM58 158V157H57ZM63 159H65L64 157H62ZM61 157H60V155H59V160L58 159H54V160H52V161H54V162H56V160H58L59 162H61V164L58 162V164H60V165H63L64 163H62V162H65V161H62L63 159H62ZM51 159H52V157H51ZM181 160V159H180ZM0 164H4L3 163V161H0ZM94 164V163H93ZM95 165V164H94ZM97 165V164H96ZM122 165V164H121ZM98 167H99V165H98ZM121 167V166H120ZM95 168H97V167H95ZM121 168H123V167H121ZM142 170V169H141ZM143 173V172H142ZM250 173V172H249ZM46 174V173H45ZM139 174V173H138ZM35 177V176H34ZM42 177H45V181H42V182H44V183H46V181L47 180H51L52 179V176L51 175H42ZM36 178V177H35ZM41 178V177H40ZM253 178V177H252ZM160 179V178H159ZM250 179V178H249ZM44 180V179H43ZM135 181V180H134ZM159 181V180H158ZM41 182V183H42ZM206 182V181H205ZM227 182V181H226ZM206 183H208V182H206ZM206 183H203V184H206ZM67 184H69V183H67ZM159 185V184H158ZM69 186V185H68ZM155 186H157V185H155ZM38 188V187H37ZM66 189V188H65ZM201 189V188H200ZM243 191V190H242ZM5 192V191H4ZM3 192V193H4ZM66 193V192H65ZM119 193V192H118ZM32 194V193H31ZM165 194H167V193H165ZM222 196H224L223 194H222ZM58 198V197H57ZM153 198H154V196H153ZM257 201H258V199H257ZM9 202V201H8ZM140 202H141V200H140ZM46 204V202L44 201L43 203H41V205L42 204ZM258 203V202H257ZM36 204V203H35ZM37 204H39V203H37ZM44 204V205H45ZM41 205H39V206H41ZM65 205V204H64ZM48 206V205H47ZM39 208V207H38ZM47 208V207H46ZM250 208V207H249ZM41 209V208H40ZM39 209V210H40ZM94 209H96V207L94 208ZM44 210V209H43ZM42 210V211H43ZM157 210V209H156ZM93 211V210H92ZM179 211V210H178ZM147 214H150L151 213V211H149L148 209H146V211H145ZM153 212L155 213V210H153ZM153 213V214H154ZM88 214V213H87ZM94 214V213H93ZM90 216V215H89ZM62 217V216H61ZM61 217H58L57 219L59 220ZM121 217V215H116V216H106V218H108V219H117V218H120ZM148 218V217H147ZM150 218V217H149ZM153 217L151 216V218H150V221H151V219H152ZM121 219V218H120ZM90 220H91V218H90ZM47 221V220H46ZM122 221V220H121ZM154 221V220H153ZM152 221V222H153ZM213 221V220H212ZM215 221H217V220H215ZM220 221V220H219ZM222 222H221V224H224L225 223V221H227L226 219L224 220V219H222L221 220ZM57 222V221H56ZM230 222H231V220H230ZM46 223V222H45ZM37 224H39V223H37ZM36 224V225H37ZM152 224V223H151ZM7 225H9V228H10V230L11 231H13V234H16V229H17V227H16V229H15V231H14V225H15V221L13 220V219H9V221L7 222ZM34 225V228L36 227L35 226V224H33ZM33 225H31V227L33 226ZM50 225V224H49ZM149 225V224H148ZM251 225V224H250ZM5 226V222L4 221H2V220H0V229H3V227ZM39 226H41L40 224H39ZM121 226V225H120ZM120 226H115V227H120ZM230 226V225H229ZM252 226V225H251ZM25 227V226H24ZM56 227H57V229H58V234H57V236H56V242H58V243H61L62 242V240H63V238L64 237H66L67 236V234H68V231H69V229H68V226L67 225H65L61 220L60 221H58L57 223H56ZM147 227L148 226H146V229H147ZM227 227H228V224H227V226H226V229H227ZM244 227V226H243ZM250 227V226H249ZM249 227H248V230H250L249 229ZM29 229H30V227H29ZM41 229V227H39V230ZM90 229H93L94 231H99V229H98V226H96V225H94L93 223H92V227H90ZM150 229H151V227H150ZM0 231H2V230H0ZM149 231V230H148ZM244 231V230H243ZM247 230H245V232H246ZM150 232V231H149ZM225 232V231H224ZM242 232V231H241ZM250 232H251V230H250ZM134 234H132V232H131V236H133V235H138L139 233L138 232H133ZM136 233V234H135ZM141 233V232H140ZM242 233H244V232H242ZM19 235V234H18ZM17 235V236H18ZM242 235V234H241ZM17 236H15L16 238L15 239H18L17 238ZM31 236V235H30ZM121 236V235H120ZM119 236V237H120ZM130 236V237H131ZM19 237V236H18ZM111 237V236H110ZM118 237V236H117ZM118 237V238H119ZM117 238V239H118ZM8 239V238H7ZM51 239V238H50ZM53 239H54V237H53ZM111 239L113 240V239H115V237L113 238V236L111 237ZM111 239H109L110 240V242H109V240H107L109 243H111L112 241H111ZM117 239L116 240H114V241H116L117 243H120L119 242V240L117 241ZM120 239V238H119ZM129 239V238H128ZM256 238H254V240H255ZM9 240V239H8ZM123 240V239H122ZM121 239H120V241L121 242H123ZM147 240V239H146ZM254 240H251L250 242L252 243V242H254ZM26 241V240H25ZM113 241V242H114ZM125 241H127V240H125ZM125 241H124V243H125ZM227 241V240H226ZM225 241V242H226ZM52 242V241H51ZM115 242V243H116ZM147 242V241H146ZM148 242H150V241H148ZM207 242V241H206ZM6 242H4V244H5ZM23 243V242H22ZM57 243V244H58ZM124 243L122 244V245H120V244H118L117 246H118V248H117V255H125V249H124ZM209 243V242H208ZM4 244H2V246H0V250H1V259L2 258H4V251H3V245ZM45 244V243H44ZM103 244V243H102ZM105 244V243H104ZM46 245V244H45ZM251 245V244H250ZM93 246V245H92ZM91 246V247H92ZM89 246H87V248H88ZM90 247V248H91ZM144 247V246H143ZM147 247V246H146ZM249 247V246H248ZM45 248V247H44ZM70 248V247H69ZM68 247H67V249H68V251H73L74 249L72 248H70L69 249ZM84 248V247H83ZM82 248V249H83ZM90 248H88V249H90ZM251 248V247H250ZM81 249V250H82ZM86 248H84L83 250H85ZM248 249V248H247ZM78 251V250H77ZM61 252H63V251H61ZM60 253V252H59ZM58 253V254H59ZM93 253V252H92ZM9 254V253H8ZM11 254V253H10ZM115 254H116V252H115ZM127 254V253H126ZM250 254V253H249ZM73 255V254H72ZM129 255V254H128ZM153 255V254H152ZM9 256V255H8ZM87 255H85L84 256V254L83 255H80V256H72L71 258H70V256H69V259L68 260H64L67 264H87V262L90 264V260L91 259H93L94 257H91L90 256V254H88V257L89 258H91L90 260H89V258H87L86 257ZM191 256H192V258H195V259H197V260H199L198 259V256H195L193 253H191ZM245 256V255H244ZM51 257H53V256H51ZM130 257V256H129ZM10 258V257H9ZM32 258V257H31ZM43 258V257H42ZM149 258V257H148ZM150 258H151V256H150ZM149 258V259H150ZM51 259V258H50ZM202 259V258H201ZM36 260V259H35ZM47 260H48V257H47ZM90 262H89V261ZM137 260H140L141 261V263H142V261H143V259H138L137 257H134V261H132L133 262V264H135V262L137 261ZM38 261V260H37ZM43 262H44V260H42ZM41 261V262H42ZM87 261V262H86ZM216 261V260H215ZM40 262V263H41ZM64 262V263H65ZM45 263H46V258H45ZM53 263V262H52ZM51 263V264H52ZM140 263V264H141ZM130 264H131V262H130Z\"/></svg>", "mask_w": 264, "mask_h": 264}]
</instances>
